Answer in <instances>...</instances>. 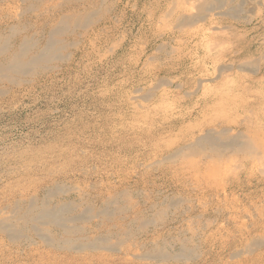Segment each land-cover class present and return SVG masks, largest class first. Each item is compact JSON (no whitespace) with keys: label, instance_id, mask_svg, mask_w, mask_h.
<instances>
[{"label":"bare ground","instance_id":"6f19581e","mask_svg":"<svg viewBox=\"0 0 264 264\" xmlns=\"http://www.w3.org/2000/svg\"><path fill=\"white\" fill-rule=\"evenodd\" d=\"M137 2L0 0V113L43 99L72 105L121 47L127 6L147 12L156 36L129 69L142 94L133 98L180 87L191 38L207 30L212 50L232 47L209 53L216 75L181 93L192 100L218 86L220 99L234 97L194 122L114 124L122 152L93 149L81 115L36 142L0 147V264H264V0ZM112 114L123 123L125 113Z\"/></svg>","mask_w":264,"mask_h":264},{"label":"rangeland","instance_id":"374dc122","mask_svg":"<svg viewBox=\"0 0 264 264\" xmlns=\"http://www.w3.org/2000/svg\"><path fill=\"white\" fill-rule=\"evenodd\" d=\"M144 2L145 0H138L137 5L141 6L143 5ZM124 13L126 17L124 16V20L122 21L123 27H125L129 31L126 33H120L123 40L121 41V47L120 48L117 47L116 49L117 50V54H115L116 56L110 53L106 57V60L98 64L97 67L98 73L97 75L90 76L92 79H89L87 81L90 82V84H88L86 92L80 96H76L75 99L72 101V105L68 104L66 99L64 98L53 101L51 103L49 102L48 99H43L40 103L34 105L32 108H26V109L19 108L12 113L7 111L0 113V147L3 146L5 147L6 145H9L8 143L11 144L12 142H18V141H21L19 143H22L23 141L36 142L41 138H43L44 136L48 135L49 133L52 134L61 131L62 128H64V126H67L68 121H70L73 118H75L76 121L78 120L79 115H81V117L83 116L82 117L83 123L86 126L85 139L89 142L90 146L92 147L94 146L93 149H95V147L96 149H103L104 147L103 150H105L106 148V151L111 149L116 150V148L117 150H120L119 148L122 146L121 147L122 150H120L122 152L125 149L128 150L127 149L128 147L127 148L125 147L126 143H123L124 145L121 143V141L124 142V140H122L121 138H117L116 139L117 141L115 140L116 141L115 142L112 138H110L111 136L108 134L109 132L107 128H111V126H113L114 124L116 125L136 124V127L143 129V127L145 126L144 125L145 116L146 119L155 116L158 123L159 121L160 122L166 121L167 123L168 122L171 123L172 121L176 122L178 120L179 121L191 120L194 122V120H200L202 118L215 114L216 112L214 113V111L218 109L217 107L220 106L222 107L225 105L224 103H229L232 100L235 92L232 91V94L230 96H227L225 100L220 99L219 96L222 93L221 91L223 90L219 89L218 86L216 87L213 86V88L208 90L206 93H203L200 90L192 98V100L186 99L185 97H183L182 95L183 93H181L184 90L193 89L192 86L194 84V80H196L198 77L199 78L200 76L211 77L213 74L214 75L212 77H214L216 75L215 64L209 57V53H211L214 57H217L218 54L222 52L221 50H223L224 48L226 49L232 47V43H227L222 45L220 44L221 47L212 50L213 48L212 46L214 45V43L210 35V33L212 32L211 30H207L202 36L197 35L193 39L191 38L192 43L198 45H196V47L193 49L191 61L188 60V62H185L186 65L189 66L190 72H188L187 74L186 73L180 74L179 72L176 71L177 76L175 77L174 81L178 83L181 82L180 84L182 85L180 87H177L176 84H173L174 86L173 85H171L170 87L167 86L168 89L167 87L161 89L160 90L161 96L158 98L159 100L157 101H145V100H141V98H137V99L133 98V96L135 95L141 96L142 94L141 92L138 93L134 92L133 89L134 85L132 79L129 76V69H132L135 66H137L138 68L141 67V65L137 63H140L139 62L140 59H141V63L143 60H145L144 51L146 50V52H149L151 50L149 42L153 41L156 36H154L155 33L153 35L151 32L152 29L150 28V26L154 27V25L153 24L151 25L147 20L148 18L147 12L142 13L139 10L137 11V9H133L131 6H127L125 8ZM209 26L210 25H208V27ZM241 30L243 33H245L243 28L238 29V31ZM132 34H135L137 36L140 35V36L138 38L132 37ZM130 41L132 43L131 46L128 44L130 43ZM173 44L179 46V44H181V41H174ZM185 49L186 48L183 47L182 50ZM116 59H121L120 63L116 64L115 63ZM147 69L153 70L152 66L151 68H147ZM201 70L206 72L204 73ZM151 71L148 70L147 72H151ZM152 72L154 73L155 71L153 70ZM167 72L159 71L158 74L166 75L168 74ZM145 75L147 76L145 82H147L148 84L151 85L152 83L156 82L154 76L150 78L149 77L150 75H148V73H145ZM95 76L97 78H95ZM187 80L189 83H187ZM214 83L215 82H213V84ZM182 86L184 88H181ZM179 89L180 92L178 91ZM218 99L221 100L222 102L216 104L215 101ZM141 104H143L142 106H146V107H142ZM114 111L116 112L121 111L125 113L126 116L125 118L122 119L123 123L117 116L115 117V115L112 114V112ZM27 113L29 115H27ZM77 122L79 121H76V124ZM94 133L95 135L93 137ZM127 143L130 145L129 142ZM258 174H259L258 178L261 182L262 178H264V175L260 173ZM262 184H264V181H262Z\"/></svg>","mask_w":264,"mask_h":264}]
</instances>
